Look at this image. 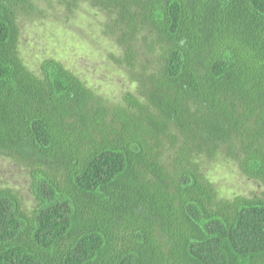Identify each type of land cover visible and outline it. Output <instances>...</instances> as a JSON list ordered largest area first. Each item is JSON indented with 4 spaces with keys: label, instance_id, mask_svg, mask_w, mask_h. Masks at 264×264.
<instances>
[{
    "label": "trees",
    "instance_id": "16d2710c",
    "mask_svg": "<svg viewBox=\"0 0 264 264\" xmlns=\"http://www.w3.org/2000/svg\"><path fill=\"white\" fill-rule=\"evenodd\" d=\"M41 3L90 16L135 91L29 68ZM0 157L32 198L0 188V264H264V0H0ZM219 160L256 191L222 196Z\"/></svg>",
    "mask_w": 264,
    "mask_h": 264
},
{
    "label": "rangeland",
    "instance_id": "374dc122",
    "mask_svg": "<svg viewBox=\"0 0 264 264\" xmlns=\"http://www.w3.org/2000/svg\"><path fill=\"white\" fill-rule=\"evenodd\" d=\"M40 7L44 15H35L21 22V56L29 68L38 72L43 60L56 58L82 77L89 87L111 101H118L124 92L135 91L136 86L129 80L127 73L110 62L109 52L115 51V48L101 37L100 29L90 16L78 17L66 25L63 8L55 7L54 10L45 3H41ZM208 173L225 197L248 195L257 189L235 165L228 162L219 160L218 163L208 164ZM8 185L21 191L28 207L32 206L27 173L13 166L8 159L0 157V188Z\"/></svg>",
    "mask_w": 264,
    "mask_h": 264
}]
</instances>
